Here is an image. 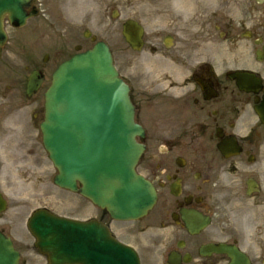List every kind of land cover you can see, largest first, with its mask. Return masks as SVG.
<instances>
[{
  "label": "flooded vegetation",
  "instance_id": "1",
  "mask_svg": "<svg viewBox=\"0 0 264 264\" xmlns=\"http://www.w3.org/2000/svg\"><path fill=\"white\" fill-rule=\"evenodd\" d=\"M222 1L203 41L194 33L171 35L169 48V38L147 41L160 70L134 75L129 62L126 73L118 69L133 106H147L136 115L145 131L136 170L154 186L156 202L137 220L117 221L80 198L78 220L106 229L138 264H264V127L254 113L264 94V9L260 0H241L245 17L235 26ZM52 30L51 22L26 24L15 29L6 53L0 48V165L7 158L18 168V154L38 150L41 92L53 63L46 51L67 53L65 41L53 48ZM238 71L259 80L258 94L236 88L230 75ZM33 74L40 85L28 95ZM14 220L0 231L21 255L31 247L18 239Z\"/></svg>",
  "mask_w": 264,
  "mask_h": 264
},
{
  "label": "water",
  "instance_id": "2",
  "mask_svg": "<svg viewBox=\"0 0 264 264\" xmlns=\"http://www.w3.org/2000/svg\"><path fill=\"white\" fill-rule=\"evenodd\" d=\"M22 7L23 0H0V19L8 14L11 21L19 20ZM135 30L131 22L124 25L123 35L130 44L129 32ZM113 76L109 54L102 45L61 66L46 94L42 132L59 170V185L78 179L99 190L98 203L110 213L136 216L151 205L152 196L132 172L139 153L133 139L138 129L132 123L124 87L109 80ZM72 165L81 166L76 171L70 169ZM50 251L49 246L43 248V252ZM58 258L53 256V261ZM13 260L11 254L0 251V264H12Z\"/></svg>",
  "mask_w": 264,
  "mask_h": 264
},
{
  "label": "rangeland",
  "instance_id": "3",
  "mask_svg": "<svg viewBox=\"0 0 264 264\" xmlns=\"http://www.w3.org/2000/svg\"><path fill=\"white\" fill-rule=\"evenodd\" d=\"M80 2H83V0H51V6L48 8L53 7L52 13L59 10L62 13L63 20L70 25L72 24L71 26L80 27L83 25L84 28L90 29L107 40L113 49H116L115 55L119 62L122 61L119 57L120 49L124 47V41L120 35V24L128 18L137 19L151 31L161 29L168 32L181 31V33H188L192 23L197 24L203 21L199 18L200 11L192 15L188 11L189 5L180 6L179 3H174L173 0H94L88 10H77ZM181 8L186 11L187 17L179 15ZM113 10L118 11L117 20L115 21L111 20ZM192 16L197 19H192ZM43 165L45 172H50V174L53 172L46 159ZM38 186L36 184V191L40 194ZM42 192L49 204L53 206L52 208L56 210L60 207L59 202L62 200L70 203L71 197L69 195L56 191L50 184L43 188ZM34 198L37 199V196L34 195ZM53 199L55 202L50 203ZM20 231H23L22 227ZM32 262L38 263V260L35 259Z\"/></svg>",
  "mask_w": 264,
  "mask_h": 264
},
{
  "label": "bare ground",
  "instance_id": "4",
  "mask_svg": "<svg viewBox=\"0 0 264 264\" xmlns=\"http://www.w3.org/2000/svg\"><path fill=\"white\" fill-rule=\"evenodd\" d=\"M93 1H94V0H83V2H80L81 9L89 8V5H90L91 2H93Z\"/></svg>",
  "mask_w": 264,
  "mask_h": 264
}]
</instances>
